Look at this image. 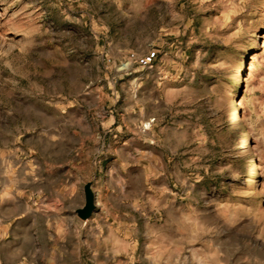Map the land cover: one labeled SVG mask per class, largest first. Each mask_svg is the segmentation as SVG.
<instances>
[{
	"label": "rangeland",
	"instance_id": "1",
	"mask_svg": "<svg viewBox=\"0 0 264 264\" xmlns=\"http://www.w3.org/2000/svg\"><path fill=\"white\" fill-rule=\"evenodd\" d=\"M0 264H264V0H0Z\"/></svg>",
	"mask_w": 264,
	"mask_h": 264
},
{
	"label": "bare ground",
	"instance_id": "2",
	"mask_svg": "<svg viewBox=\"0 0 264 264\" xmlns=\"http://www.w3.org/2000/svg\"><path fill=\"white\" fill-rule=\"evenodd\" d=\"M246 167H250V165H249V164H247V165H246Z\"/></svg>",
	"mask_w": 264,
	"mask_h": 264
}]
</instances>
